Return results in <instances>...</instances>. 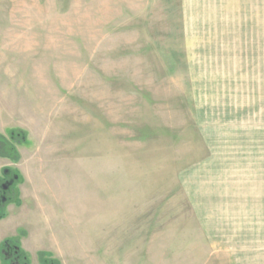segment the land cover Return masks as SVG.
Returning a JSON list of instances; mask_svg holds the SVG:
<instances>
[{
	"label": "rangeland",
	"instance_id": "374dc122",
	"mask_svg": "<svg viewBox=\"0 0 264 264\" xmlns=\"http://www.w3.org/2000/svg\"><path fill=\"white\" fill-rule=\"evenodd\" d=\"M199 1L0 0L19 138L0 243L29 264H264V9Z\"/></svg>",
	"mask_w": 264,
	"mask_h": 264
},
{
	"label": "trees",
	"instance_id": "16d2710c",
	"mask_svg": "<svg viewBox=\"0 0 264 264\" xmlns=\"http://www.w3.org/2000/svg\"><path fill=\"white\" fill-rule=\"evenodd\" d=\"M14 134H16L15 131L11 132V135L9 137L10 139H6L2 135H0V158L9 159L12 162L17 163L19 161V156L15 148L14 141H19V138ZM5 172L10 174L11 170L9 168L5 169L2 176L0 177V207L3 206L5 200H7L5 197L7 191L3 192V188L1 185L4 182L3 176ZM6 185L9 187V184ZM4 216L5 214L2 212V208H0V220H2ZM17 246H18L17 243L11 241L10 239H4L0 243V258L4 264H11L9 258L5 255V250H7L8 248L11 249L12 247H15L18 250V255L20 257L19 263L29 264L26 254L22 253ZM39 260L42 264H53V262H50L49 259L45 258L42 253L39 255Z\"/></svg>",
	"mask_w": 264,
	"mask_h": 264
},
{
	"label": "crops",
	"instance_id": "0c3cea01",
	"mask_svg": "<svg viewBox=\"0 0 264 264\" xmlns=\"http://www.w3.org/2000/svg\"><path fill=\"white\" fill-rule=\"evenodd\" d=\"M184 1L185 2L188 1L189 4H192L194 2L197 3L198 0H183V9H184ZM207 2L213 3L212 0L211 1H207V0L206 1H203L202 0V2H201L202 4L201 5H197L195 8L196 9H198V8H201V9H211L212 6H205L204 5ZM224 2L226 3V5H218V7L217 6H214V8L216 7V8H221V9H237V10H255V9L260 10V9H264V5L261 3L262 0H249V1H246V0H227L226 1L225 0V1H220L219 3L225 4ZM227 4H228V6H227ZM190 7H191V9H195L193 6H190ZM185 9H187V8H185ZM237 153L238 154H241L242 151L241 152H237ZM252 154H258V153L254 152ZM235 162H239V158H237V160ZM218 166H220V165H218ZM224 167H225V171L223 169ZM236 167L239 169L240 168V164H236ZM220 168H221L220 170H223L224 174H222V172L219 170L220 174L218 176H216V177H219V176L223 177V175L224 176L225 175H228L229 176L231 174L230 170H232L235 173L238 171L237 169H230V162H227L225 165L220 166ZM260 168H261L260 174L263 176L264 175V164H262ZM212 170H214V169H212ZM253 170H257V169H253ZM200 172H199V174H201ZM199 174L197 173V175L195 176L196 179L199 176H201ZM256 176H259V174H257ZM256 176H254V177H256ZM212 177H215V176H212ZM199 179H200V182L204 183L203 182V180H204L203 177L202 178H199ZM199 179H197V180H199ZM229 252H230V250H229ZM233 252H234L233 250H232V252H230L232 256H234L233 255Z\"/></svg>",
	"mask_w": 264,
	"mask_h": 264
},
{
	"label": "flooded vegetation",
	"instance_id": "af4514ba",
	"mask_svg": "<svg viewBox=\"0 0 264 264\" xmlns=\"http://www.w3.org/2000/svg\"><path fill=\"white\" fill-rule=\"evenodd\" d=\"M3 177H4V182H3L4 184L2 183L1 185L3 188V192H6L8 190V186L5 185V183L10 185L11 182L13 181V177L11 176V174H8L7 172L4 173ZM5 255L9 258L11 264L19 263L20 257L18 255V250L15 247H12L11 249L8 248L7 250H5Z\"/></svg>",
	"mask_w": 264,
	"mask_h": 264
}]
</instances>
